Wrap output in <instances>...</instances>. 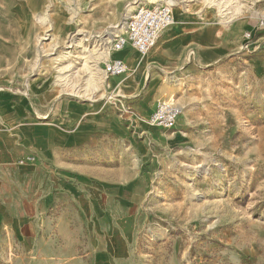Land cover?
I'll return each instance as SVG.
<instances>
[{
  "label": "rangeland",
  "instance_id": "1",
  "mask_svg": "<svg viewBox=\"0 0 264 264\" xmlns=\"http://www.w3.org/2000/svg\"><path fill=\"white\" fill-rule=\"evenodd\" d=\"M154 1L0 0L13 125L72 135L38 140L15 163L28 174L0 182V264H264V0L173 6L169 37L181 25L185 39L167 58L129 52L127 73L89 92L78 39L112 41ZM169 97L173 128L150 125Z\"/></svg>",
  "mask_w": 264,
  "mask_h": 264
},
{
  "label": "built area",
  "instance_id": "2",
  "mask_svg": "<svg viewBox=\"0 0 264 264\" xmlns=\"http://www.w3.org/2000/svg\"><path fill=\"white\" fill-rule=\"evenodd\" d=\"M172 8L169 3L150 6L143 3L137 6L129 16L123 19V29L113 37L112 48L116 52H121L131 47L139 56H146L161 34L173 23ZM244 37L245 40H249L251 33L246 31ZM102 71L108 79L124 75L128 67L123 59L112 57L102 63ZM181 112L180 104L174 100L170 98L160 100L156 103L148 121L153 126L171 129ZM33 160V156H27L19 159L17 163L23 165Z\"/></svg>",
  "mask_w": 264,
  "mask_h": 264
},
{
  "label": "crops",
  "instance_id": "3",
  "mask_svg": "<svg viewBox=\"0 0 264 264\" xmlns=\"http://www.w3.org/2000/svg\"><path fill=\"white\" fill-rule=\"evenodd\" d=\"M171 25L168 29V32L165 33V38L163 41H160V37L155 43V48H152L149 56L147 55L146 62L152 61H161L167 58V53L169 52V49L174 45L177 44L179 41H183L185 39V35L183 34V27L179 25V28H177V32L171 35L169 37V31L171 30ZM172 38V41H170L167 45L165 44L167 42V39ZM125 52V56L121 57L120 54L122 52ZM116 52V51H115ZM133 56L134 54L138 56V53L131 47L125 48L121 52H116V55L114 57H118L124 60L127 67L128 65L133 64V59L131 58V53ZM128 57V59H126ZM143 59L142 61H144ZM141 61V62H142ZM140 62V67L142 66ZM127 73V72H126ZM125 73V74H126ZM123 76V75H122ZM1 100H0V182H12V186H14L13 182H18L19 177L21 174H28L25 173L26 171L31 170V165L24 166V167H18L15 163L20 159V157H27L31 154L27 155L30 150H34L33 148H36L37 141L39 140L42 144L41 146L48 145L49 147L52 146V140L57 139L58 145L62 144V140H65L69 137H71V134H68L67 132H64L60 129L58 126V134L57 136H51V134L48 133H36L35 128H27V127H21V128H15L16 126L14 124V117L16 113V110H18L16 107L12 108L11 104L21 105L23 102L18 99V97L11 96L10 92L6 91L5 93H1ZM170 98V97H169ZM13 109H11V108ZM30 138V139H29ZM57 144H54L53 146H56ZM45 150V147H44ZM32 156V155H31ZM16 158H19L16 160ZM5 186H8L6 183H4ZM17 187V186H16ZM8 212V210H5V208H2L0 206V226H4V223H7V221H3L2 214ZM13 213L14 210H11ZM14 216V215H13ZM13 216L11 217V221H8V223L13 222Z\"/></svg>",
  "mask_w": 264,
  "mask_h": 264
},
{
  "label": "bare ground",
  "instance_id": "4",
  "mask_svg": "<svg viewBox=\"0 0 264 264\" xmlns=\"http://www.w3.org/2000/svg\"><path fill=\"white\" fill-rule=\"evenodd\" d=\"M142 1H144V0H142ZM186 2H187V0H155L153 3H155L156 5L162 4V3H169L170 5H172V7L173 6H177V5H182V9L185 10V6H186L185 3ZM76 5H78V4L76 3ZM133 7L134 6L132 5L129 10H131V8H133ZM75 9H77V8H75ZM128 14L129 13H127L123 19H125L128 16ZM227 17L229 18L231 16H227ZM173 23H174V15H173ZM119 24L122 25L121 28H120L122 30L123 29V21L120 22ZM112 40H113V38H112ZM110 43H112V41L109 40L108 37H106L105 39H102L101 44L99 43L100 46H98V44L95 43L96 45H93L92 47L89 48V47H87L84 44L83 38H79L78 41H77L76 46L80 48L79 53L80 54H82L81 52H86L87 53V55H84V53H83V55H81V57H82V60H83V65L86 68L90 69V73H89L90 76L88 77V79H86V83L85 84H86V89L89 92H91V93H93V91L97 88L98 82H102L103 84L104 83L107 84V81H106L107 78L103 74L102 67L100 66L101 65L100 62H104L107 59L111 58L112 57V52L110 51V46H108V45L105 46V47H101V46L103 44L104 45L105 44H109L110 45ZM111 47H112V45H111ZM65 53H66V55H71V51H66ZM90 57L93 58V60L95 62V67H93V68H92V66H90L87 63V60ZM141 57H143V56H141ZM66 68H67V66H66ZM60 70H61V68H60ZM181 108H182V106H181ZM147 122L149 123V121H147Z\"/></svg>",
  "mask_w": 264,
  "mask_h": 264
}]
</instances>
